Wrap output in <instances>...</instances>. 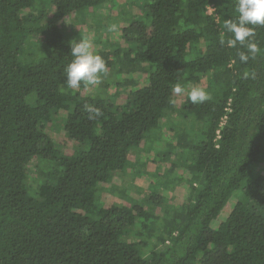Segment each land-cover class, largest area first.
<instances>
[{"label": "trees", "instance_id": "obj_1", "mask_svg": "<svg viewBox=\"0 0 264 264\" xmlns=\"http://www.w3.org/2000/svg\"><path fill=\"white\" fill-rule=\"evenodd\" d=\"M108 1L0 0V264H264V26L244 64L246 46L220 43L238 0H131L104 16ZM91 23L118 39H94L108 73L96 92L67 89ZM62 117L72 151L46 130ZM154 161L169 167L146 201L112 181ZM101 183L127 202L104 203Z\"/></svg>", "mask_w": 264, "mask_h": 264}, {"label": "clouds", "instance_id": "obj_2", "mask_svg": "<svg viewBox=\"0 0 264 264\" xmlns=\"http://www.w3.org/2000/svg\"><path fill=\"white\" fill-rule=\"evenodd\" d=\"M235 7L237 18L226 20L223 25L226 32L231 34V38L221 39L220 43L228 47H235L237 43L246 46L247 53H239L240 62L246 64L259 52L253 39L254 26H264V0H238ZM69 54L72 59L64 70L66 73L64 84L67 89H78L81 85H98L102 76L107 75L106 62L93 51L90 40L81 38L78 42H71ZM172 91L177 95L187 91L188 99L192 104H201L210 98L209 94L198 86L185 89L183 85L176 84ZM88 112L89 119H94L100 114L98 109L94 111V115L93 109L89 108Z\"/></svg>", "mask_w": 264, "mask_h": 264}, {"label": "rangeland", "instance_id": "obj_3", "mask_svg": "<svg viewBox=\"0 0 264 264\" xmlns=\"http://www.w3.org/2000/svg\"><path fill=\"white\" fill-rule=\"evenodd\" d=\"M129 1L131 0H109L105 6L103 7L102 12L104 13L103 15L106 16L108 14H110V9L113 5H115L117 2L121 3H129ZM116 13V12H113ZM116 14H114L113 16H115ZM112 16V17H113ZM120 16V15H119ZM114 18H118V15ZM115 20V19H114ZM106 24L109 25L110 28H112L111 22L109 20H105ZM78 30H80V32L82 34L88 35L90 37V41L92 43V49L96 47V42L94 41V39H96L97 37H99V35H103V36H108L109 39H112L114 41H118L117 37L114 36V34L109 30V29H104L103 28H97L94 26V24H83L81 26L77 27ZM110 35V36H109ZM96 86H91L88 90L90 92H96ZM111 90H114V87L110 88ZM123 93H125V90H121ZM122 98V97H121ZM64 119L63 117L58 119L56 122H53L50 125H47L46 130L47 132L53 137V139L56 140L57 143H59L63 149L65 150H70L72 151V149H75L77 143L71 139H69L66 134H65V130H64ZM165 123L167 124V126L170 125H183L187 127H193L194 124L191 126V122H188L183 120L181 117H178L176 115L170 114L169 116H167V118H165ZM199 125V124H197ZM199 127V126H197ZM167 127L164 128L163 130V135H167ZM157 147V148H152L151 149V153L154 152H159L160 150L163 149V147L165 148V142L163 141H156V140H152L151 138L148 140V145L147 147ZM138 151L140 152V149H138ZM173 158H175V156H173ZM172 158V159H173ZM33 169V173L32 175H36L38 168L34 165L32 166ZM169 167V163L165 162V161H158L157 166H156V162H150L148 163V167H147V171L148 173H145L144 171L142 172H138L136 174H131L129 172L127 173H122V172H117L113 175V182L118 185L119 189L125 187L128 190H132V193L134 194V196L139 197V199L141 201H146V197L155 190H162L163 191V186L161 187V184L159 185L156 181V179H164V177L161 175L162 172L167 169ZM260 167H262V163H260ZM138 168H140V165L138 166ZM255 168L259 169V164L255 165ZM141 170H143L141 168ZM130 171V170H129ZM131 172V171H130ZM156 173V174H155ZM159 175V177L156 178V175ZM111 184L109 183H101L100 185V190H101V195L102 198L104 200V203L106 204H112L114 202H118V203H126L127 199L123 198L120 194L119 191L116 190L118 192V194H114L111 189H110ZM180 186H177L175 189L177 190ZM173 186H170L168 189L169 193H172L173 191ZM135 189H139V192H134ZM231 200L228 202V205L224 208V210L222 211L221 214H223V216L226 214L227 212V207L229 206ZM226 210V211H225Z\"/></svg>", "mask_w": 264, "mask_h": 264}, {"label": "built area", "instance_id": "obj_4", "mask_svg": "<svg viewBox=\"0 0 264 264\" xmlns=\"http://www.w3.org/2000/svg\"><path fill=\"white\" fill-rule=\"evenodd\" d=\"M214 9H215L214 5H210V6L208 7V11H210V12H212Z\"/></svg>", "mask_w": 264, "mask_h": 264}]
</instances>
